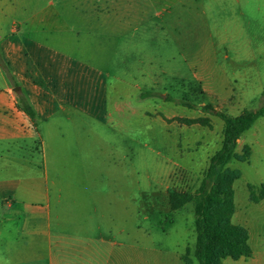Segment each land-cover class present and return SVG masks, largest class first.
I'll return each mask as SVG.
<instances>
[{
  "label": "rangeland",
  "instance_id": "obj_1",
  "mask_svg": "<svg viewBox=\"0 0 264 264\" xmlns=\"http://www.w3.org/2000/svg\"><path fill=\"white\" fill-rule=\"evenodd\" d=\"M51 1H56V48L70 63L56 97L82 98V69L94 72L82 110L68 104L60 123L82 141L87 165L91 159L109 163L108 152L117 148V176L130 201L129 214L107 223L108 239L124 245L108 254L109 264H198L194 200L174 211L168 190L196 194L221 148L224 124L179 104L212 105L231 117L261 106L264 0ZM108 114L112 121L105 124L101 118ZM199 117L209 118L211 126L166 121ZM247 152L248 161L233 160L222 172L241 174L232 184L231 222L248 230L253 255L221 264H264V117L237 142L236 153ZM3 154V187L10 181L21 185L22 179L26 184L33 172L11 170ZM98 177L104 185L113 180L105 170L97 182ZM251 192L258 203L251 202ZM11 203L0 201V264H30L13 249L22 243L12 237L16 222H6Z\"/></svg>",
  "mask_w": 264,
  "mask_h": 264
},
{
  "label": "crops",
  "instance_id": "obj_2",
  "mask_svg": "<svg viewBox=\"0 0 264 264\" xmlns=\"http://www.w3.org/2000/svg\"><path fill=\"white\" fill-rule=\"evenodd\" d=\"M56 37V1L0 0V149L6 154L0 153L10 158L11 170L33 172L26 184L22 179L3 187L0 181V201L12 200L6 222H16L12 237L22 243L13 249L30 264H109L108 254L124 245L108 239L107 223L129 214L130 201L117 176V148L108 152L109 163L91 159L87 165L82 141L60 123L68 104L82 110L94 72L82 69L80 100L73 93L57 98L59 77L70 63ZM20 100L32 107L34 120L18 108ZM103 118L112 121L110 114ZM103 170L113 175L106 185L100 177L95 181Z\"/></svg>",
  "mask_w": 264,
  "mask_h": 264
},
{
  "label": "trees",
  "instance_id": "obj_3",
  "mask_svg": "<svg viewBox=\"0 0 264 264\" xmlns=\"http://www.w3.org/2000/svg\"><path fill=\"white\" fill-rule=\"evenodd\" d=\"M179 105L218 117L224 124V131L221 148L210 159L196 194H185L170 189L168 190L170 207L177 211L194 200V257L198 264H221L226 259L235 261L249 259L253 252L249 244L248 230L231 222L235 213L232 184L240 179L241 174L239 171L222 172V169L233 160L248 161L249 152L242 155L236 153L237 142L260 118L264 117V93L258 109L245 111L237 117L217 111L212 105L203 107H196L189 103ZM18 108L34 120L35 113L27 102L20 100ZM166 121H176L185 126H211L210 119L207 117L174 118ZM250 200L253 203L259 201L254 197L253 192L250 194Z\"/></svg>",
  "mask_w": 264,
  "mask_h": 264
}]
</instances>
